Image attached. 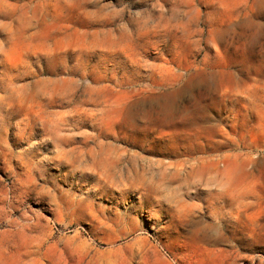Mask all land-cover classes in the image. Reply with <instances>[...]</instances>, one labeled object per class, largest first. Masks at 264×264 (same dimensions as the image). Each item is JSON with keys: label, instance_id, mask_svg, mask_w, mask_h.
Wrapping results in <instances>:
<instances>
[{"label": "rangeland", "instance_id": "374dc122", "mask_svg": "<svg viewBox=\"0 0 264 264\" xmlns=\"http://www.w3.org/2000/svg\"><path fill=\"white\" fill-rule=\"evenodd\" d=\"M59 1L0 0V264H264V2L64 0L36 53Z\"/></svg>", "mask_w": 264, "mask_h": 264}, {"label": "bare ground", "instance_id": "6f19581e", "mask_svg": "<svg viewBox=\"0 0 264 264\" xmlns=\"http://www.w3.org/2000/svg\"><path fill=\"white\" fill-rule=\"evenodd\" d=\"M221 1L223 5H228L232 3L234 0H217ZM243 5V8H247L253 11L252 3L253 0H238ZM260 2H264V0H258ZM22 8V7H21ZM53 15L51 17V21H47L45 17H43L42 21H37L34 24V30L28 31V20L25 17L21 16L18 19L19 28L15 29L13 32L17 33L18 35H25L30 34L33 37V41L31 43H27V47L36 48V53L43 54L46 56L49 55H60L61 53L65 52L69 47L74 48L73 46H78V43L75 42L76 39V32H69L66 35H61L60 31L68 26L63 25V22L66 18H71V13H75L74 5L67 3L64 0H60L59 2L54 3L51 5ZM23 9V8H22ZM6 13L3 11L2 6L0 4V15ZM2 27V26H1ZM4 28V26H3ZM29 32V33H28ZM93 43V40L91 41ZM23 44V43H22ZM214 44V43H213ZM213 46V45H212ZM216 46V45H215ZM215 52H218L217 47H214ZM5 61L9 63L8 68L13 69L15 66L10 63V60L7 58L6 54L4 53ZM44 83V82H43ZM38 84V83H35ZM62 84L58 83L55 85L54 90H57ZM18 95V94H17ZM13 90L9 91L8 93V103L10 108L14 107H21L24 110H28L31 107V99L27 98V96H17ZM122 99L118 100V104L121 103ZM111 108V107H110ZM119 112V108L116 107L110 113L111 115H116ZM109 113V114H110ZM38 114V113H37ZM36 114V116H38ZM235 164L227 161L224 163L222 172L224 174L232 175ZM6 251V250H5ZM7 252V251H6Z\"/></svg>", "mask_w": 264, "mask_h": 264}]
</instances>
